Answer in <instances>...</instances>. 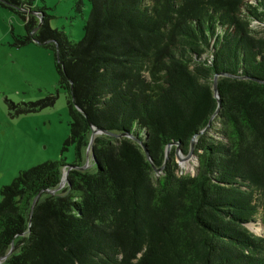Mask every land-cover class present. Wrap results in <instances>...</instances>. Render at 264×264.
<instances>
[{
  "label": "trees",
  "instance_id": "obj_1",
  "mask_svg": "<svg viewBox=\"0 0 264 264\" xmlns=\"http://www.w3.org/2000/svg\"><path fill=\"white\" fill-rule=\"evenodd\" d=\"M33 1L0 5L21 14L20 44L55 50L76 160L1 189L0 264H264L247 229L264 204V0H89L78 43ZM93 129L120 137L89 148ZM195 135L197 172L178 176Z\"/></svg>",
  "mask_w": 264,
  "mask_h": 264
},
{
  "label": "rangeland",
  "instance_id": "obj_2",
  "mask_svg": "<svg viewBox=\"0 0 264 264\" xmlns=\"http://www.w3.org/2000/svg\"><path fill=\"white\" fill-rule=\"evenodd\" d=\"M251 1L252 5L257 2ZM33 6L42 11L39 16L31 13L38 25L44 16L50 29L62 32L71 42L83 38L91 10L89 0H34ZM250 28L264 39V24L252 21ZM27 35L21 14L0 5V202L1 189L10 186L21 172L46 162L63 160L69 166L76 160L75 146L68 144L69 95L59 86L55 50L35 39L20 44ZM88 151L84 162L93 172ZM183 157L175 152L177 175L193 177L197 159L194 156L185 162ZM66 173L67 169H62V177ZM263 222L264 204L247 229L263 236Z\"/></svg>",
  "mask_w": 264,
  "mask_h": 264
},
{
  "label": "water",
  "instance_id": "obj_3",
  "mask_svg": "<svg viewBox=\"0 0 264 264\" xmlns=\"http://www.w3.org/2000/svg\"><path fill=\"white\" fill-rule=\"evenodd\" d=\"M212 86H213V91H214L215 97H216V99H218V95H217V87H216V86H217V75L214 76V78H213V85H212ZM72 101H73V98H72ZM74 107H75L76 109H78L76 105H75ZM218 110H219V108H217V110H216V112L214 113L213 117L210 119V121H209L207 127H206L204 130H202V131L199 133V135H202V134H204V133L206 132V130H207V129L209 128V126L211 125L212 119H213L214 116L218 113ZM101 133H104V134H106V135H108V136L115 137V138H119V137H120L119 135L108 134V133H106V132H102V131H100V130H98V129H97V130H96V129H93V130H92V133H91V139H90V142H89V148H90V146L92 145V142H93L94 137H96L98 134H101ZM125 136H126V135H125ZM197 136H198V135H195V136L192 138L191 143H190V151H189V153H188L185 157L181 158L182 161L187 162V161H189L191 158L194 157V153H193V151H194V146H195L196 141H197V140H196V139H197ZM169 148H170V146H168L167 149H166V152H165V162H164V163H166V162L168 161ZM177 151H178V150H177ZM147 157H148V156H147ZM147 159H148V158H147ZM86 164H87V163H86ZM163 167H164V166H163ZM163 167L157 169V172H161L162 169H163ZM85 168H87L86 165H84V167L80 168V170H83V169H85ZM70 169H71V168H70ZM68 171H69V170H67V173H68ZM67 173L64 174V176L62 177L59 188H62V186L64 185V183H66V176H67ZM39 196H40V194L34 199L33 204H32V208H33V206H34V204H35V202H36V200L38 199ZM12 250H13V246L11 247V249L8 251V253H7L6 255H4L2 258H0V263H1L2 261H4L6 258H8V256L11 254Z\"/></svg>",
  "mask_w": 264,
  "mask_h": 264
}]
</instances>
